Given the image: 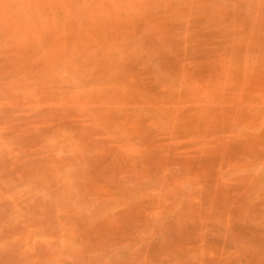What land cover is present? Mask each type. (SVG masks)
Masks as SVG:
<instances>
[{"label":"rangeland","instance_id":"374dc122","mask_svg":"<svg viewBox=\"0 0 264 264\" xmlns=\"http://www.w3.org/2000/svg\"><path fill=\"white\" fill-rule=\"evenodd\" d=\"M0 264H264V0H0Z\"/></svg>","mask_w":264,"mask_h":264}]
</instances>
